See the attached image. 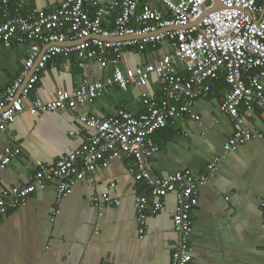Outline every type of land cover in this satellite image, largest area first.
<instances>
[{
    "label": "built area",
    "instance_id": "built-area-1",
    "mask_svg": "<svg viewBox=\"0 0 264 264\" xmlns=\"http://www.w3.org/2000/svg\"><path fill=\"white\" fill-rule=\"evenodd\" d=\"M63 0L53 11L33 8L23 13L24 0H0V40L6 47H24L26 57L21 74L0 97V131L7 133L18 115L42 111H75L93 102L109 86L128 90L132 85L146 86L152 75L161 80V96L143 91L142 113L120 109L107 117H77L93 131L86 141L52 164L39 166L31 181L23 186L3 187L0 191V219L25 204L39 189L57 183V203L72 193L76 184L96 175L103 166L123 154L135 160L134 176L140 185L135 197L138 234L145 238L150 215L160 212L165 197L176 193L173 216L176 238L172 258L167 264H191L190 234L195 225L192 210L198 201L199 186L207 182L226 153L235 151L261 136L245 125L242 107L258 108L264 116V0ZM89 7L95 9L92 15ZM115 17L113 27L103 23ZM169 41L170 52L154 62L135 68L125 61V49L140 53ZM76 53L79 65L97 62L113 67V74L98 80L84 79L74 89H59L50 100L31 99L48 63L57 56L69 58ZM178 63L183 64V72ZM68 63L65 69L69 70ZM225 74L230 88L221 109L233 122V134L224 144L225 155L207 166L208 173L193 175L188 170L161 175L153 165L158 151L154 134L183 115L197 119L194 104L207 97L212 82ZM21 148L11 141L0 153V179ZM95 193L93 205L103 213L108 206L120 204L109 190ZM60 209L55 210L58 215Z\"/></svg>",
    "mask_w": 264,
    "mask_h": 264
},
{
    "label": "crops",
    "instance_id": "crops-1",
    "mask_svg": "<svg viewBox=\"0 0 264 264\" xmlns=\"http://www.w3.org/2000/svg\"><path fill=\"white\" fill-rule=\"evenodd\" d=\"M62 1L24 0L22 12L33 8L50 12ZM99 1L107 4L111 0ZM89 11L95 13L93 7ZM114 18L106 17L104 25L113 27ZM125 50L124 64L135 68L156 61L172 46L163 41L141 53L136 48ZM25 57L24 47H6L0 40V97L21 74ZM67 63L69 70L65 69ZM178 67L183 72V64L178 63ZM113 72L112 66L103 68L91 60L80 66L76 53L69 58L57 56L48 63L30 96L47 101L59 89L72 90L84 79L98 80ZM214 83L210 94L194 104L197 119L183 115L154 134L158 151L153 165L159 174L179 170L195 176L207 174L208 164L225 155L224 144L234 127L221 109L228 88ZM160 86L161 80L154 74L144 87L132 85L123 90L118 85L109 86L93 102L75 111L20 113L9 132L0 131V153L10 141L21 148V154L0 179V191L28 184L40 165L55 163L82 146L93 130L78 119V114L107 117L120 109L142 113V92L159 97ZM242 112L245 125L261 136L226 153L218 170L199 186L198 201L192 210L195 225L190 234L191 264H264V116L258 108L243 106ZM134 170V158L123 154L102 166L96 175L78 182L59 203L55 181L37 190L25 204L0 219V264L169 263L177 236L173 222L176 193L168 194L164 208L148 217L147 233L141 239L135 209L140 185ZM113 181L117 186L109 193L120 204L110 205L101 213L93 205V196Z\"/></svg>",
    "mask_w": 264,
    "mask_h": 264
},
{
    "label": "trees",
    "instance_id": "trees-1",
    "mask_svg": "<svg viewBox=\"0 0 264 264\" xmlns=\"http://www.w3.org/2000/svg\"><path fill=\"white\" fill-rule=\"evenodd\" d=\"M214 81H215V83L213 84V86H215V84H220L222 86V88H224V89H227V88L229 89L230 88L224 73L221 75V77L219 79L214 80ZM169 123H171V122H169ZM169 123H167V124H169ZM164 127H162V128H164Z\"/></svg>",
    "mask_w": 264,
    "mask_h": 264
},
{
    "label": "water",
    "instance_id": "water-1",
    "mask_svg": "<svg viewBox=\"0 0 264 264\" xmlns=\"http://www.w3.org/2000/svg\"><path fill=\"white\" fill-rule=\"evenodd\" d=\"M215 4H214V9L216 8H221L223 6V3L220 0H214Z\"/></svg>",
    "mask_w": 264,
    "mask_h": 264
}]
</instances>
